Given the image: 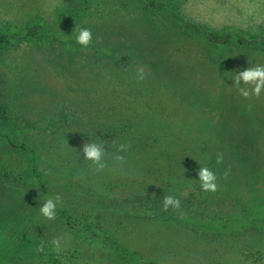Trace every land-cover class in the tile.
Returning a JSON list of instances; mask_svg holds the SVG:
<instances>
[{"label": "rangeland", "instance_id": "1", "mask_svg": "<svg viewBox=\"0 0 264 264\" xmlns=\"http://www.w3.org/2000/svg\"><path fill=\"white\" fill-rule=\"evenodd\" d=\"M0 36V264H264V0H0Z\"/></svg>", "mask_w": 264, "mask_h": 264}, {"label": "clouds", "instance_id": "2", "mask_svg": "<svg viewBox=\"0 0 264 264\" xmlns=\"http://www.w3.org/2000/svg\"><path fill=\"white\" fill-rule=\"evenodd\" d=\"M78 34L76 35V43L84 48L91 45L93 41V32L90 28L81 27L78 28ZM99 39V37L97 38ZM251 64V62L249 61ZM145 78L143 69L138 72V79L143 80ZM233 85L237 88L239 94L244 98L250 96L260 97L261 93L264 92V64H254L243 71H238L232 78ZM241 81L243 83H241ZM247 86V87H245ZM113 147L116 148L117 153L126 152L130 147V143L116 144L113 142ZM83 156L86 160L91 161L95 166L97 173L103 172L107 167L108 163L105 160L106 147L103 142H87L84 144ZM123 155L116 154L113 156V160L123 164L125 162ZM216 163H223V156L218 154L216 157ZM198 181L200 182L201 190L204 192H216L218 191L217 176L215 172L207 167L202 166L198 170ZM63 203L62 197L56 195L55 197L48 198L43 205L40 206V214L49 221L55 220L57 217V207ZM181 207L180 199L173 195H166L163 197V210L167 211L169 208L173 210H179ZM62 237H56L51 241V245L55 251L62 250ZM37 252H44V242L36 248Z\"/></svg>", "mask_w": 264, "mask_h": 264}, {"label": "trees", "instance_id": "3", "mask_svg": "<svg viewBox=\"0 0 264 264\" xmlns=\"http://www.w3.org/2000/svg\"><path fill=\"white\" fill-rule=\"evenodd\" d=\"M197 29L199 30V31H204L203 30V28L202 27H200V26H197ZM3 40V38L0 36V41H2ZM219 41V40H218ZM148 209H150V206H148ZM132 215L134 216V217H141L142 218V216L140 215V214H138L137 212H133L132 213ZM154 216V217H156V216H158L159 215V213H152V211L151 212H146V216ZM81 227H82V221H81V225H80ZM28 235H32V238H31V240H30V242H37L36 241V239H35V236L33 235V234H31V233H27ZM25 242V241H24ZM114 244H115V246H116V250H121V246H119V243L118 242H113ZM117 243V244H116ZM104 244V243H103ZM124 252H126V253H128V251H124Z\"/></svg>", "mask_w": 264, "mask_h": 264}]
</instances>
